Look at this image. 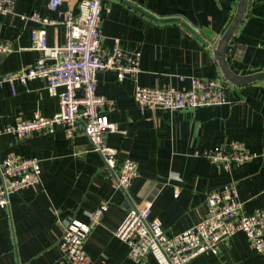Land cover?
<instances>
[{
  "label": "crops",
  "instance_id": "crops-1",
  "mask_svg": "<svg viewBox=\"0 0 264 264\" xmlns=\"http://www.w3.org/2000/svg\"><path fill=\"white\" fill-rule=\"evenodd\" d=\"M14 13L0 14V40L12 51L0 56V77L29 67L39 53L31 48L30 31L36 26L20 15L47 14L58 21L78 0H69L49 11V0H14ZM157 19L178 17L212 44L233 18L237 0H103L100 31L102 46L118 41L128 52L140 53L136 79L117 81L110 71L96 75L97 93L112 104L108 120L116 131L105 143L116 151L117 166L124 158L137 163L138 177L128 197L112 186V175L94 152L80 125L72 135L57 129L48 135L26 139L3 133L16 117L29 119L35 111L51 117L58 99L40 79L0 84V158L11 154L39 160L37 185L11 194L0 209V264H67L57 241L65 221L86 217L101 203L109 208L99 225H93L84 241L89 264H158L148 255L140 262L128 257V247L113 235L126 214L128 201L137 206L151 203V217L169 235L193 227L205 212L207 195L225 184L236 186L247 213L264 210V81L233 86L221 80L212 53L177 22H156L129 7ZM63 25L47 28L50 46L62 45ZM230 69L239 75L264 71V0H250L247 15L227 48ZM179 76L220 79L226 103L218 106L169 111L147 108L140 112L132 94L136 85L186 89ZM225 141L242 143L255 155L231 171L216 167L204 157ZM187 264H264V252L255 253L241 232L218 243L217 252H205Z\"/></svg>",
  "mask_w": 264,
  "mask_h": 264
},
{
  "label": "built area",
  "instance_id": "built-area-1",
  "mask_svg": "<svg viewBox=\"0 0 264 264\" xmlns=\"http://www.w3.org/2000/svg\"><path fill=\"white\" fill-rule=\"evenodd\" d=\"M68 1L49 0L47 6L49 11H55ZM102 1L78 0L77 12L67 7L62 21L38 12L20 15L22 20L36 25L31 28L30 40L31 48L38 51L39 56L29 67L1 76L0 84L43 80L49 94L58 99V111L51 117L38 111L29 119L18 116L2 132L21 140L52 134L57 129L70 136L75 126L80 125L91 149L110 171L112 186L121 189L128 197L129 186L138 177L137 163L126 157L117 166L116 151L105 143L106 134L115 132L116 126L107 117L112 111L111 102L97 93L96 75L100 71H110L117 81L126 77L135 80L140 73V53L123 50L118 41L107 48L102 46ZM14 5V0H0V14H13ZM57 25L65 27V41L62 45L50 46L47 28ZM12 50L9 41L0 40V56ZM178 79L188 80L190 86L179 90L136 85L132 97L140 112L147 108L174 111L226 103L220 79L194 76H179ZM204 157L216 167L231 171L255 155L247 153L242 143L225 141ZM40 175V163L36 157L11 154L0 158V209L8 207L11 194L37 185ZM127 201L126 214L113 230V235L127 245L128 257L133 262H140L150 255L158 264H187L202 253H216L220 241L238 232L245 235L255 253L264 252V210L258 208L245 212L233 183L207 195L205 212L199 221L176 235L166 233L159 221L151 217L150 202L140 207ZM108 208V203L104 202L87 213L90 224L76 219L64 222L57 248L67 264H89L84 241L91 227L101 223Z\"/></svg>",
  "mask_w": 264,
  "mask_h": 264
},
{
  "label": "water",
  "instance_id": "water-1",
  "mask_svg": "<svg viewBox=\"0 0 264 264\" xmlns=\"http://www.w3.org/2000/svg\"><path fill=\"white\" fill-rule=\"evenodd\" d=\"M250 0H237L236 2V8L233 15V18L231 19L229 25L226 27V29L223 31V33L215 40V42L212 44L208 43L205 38L202 36V33H197L194 28L188 24L186 21H184L181 18L178 17H170V18H164V19H157L153 16H150L139 9H137L133 4L124 1L129 7L137 12L142 13L147 18L156 21V22H177L181 24L190 35L198 39L204 46H206L209 51L212 53L213 59L216 63L217 69L219 71V75L221 77V80L224 82H227L233 86H245L252 84L257 81H264V71H257L254 73H250L247 75H239L234 73L229 66V54L227 53V48L229 46V43L234 39L235 34L247 15L248 11V4Z\"/></svg>",
  "mask_w": 264,
  "mask_h": 264
}]
</instances>
